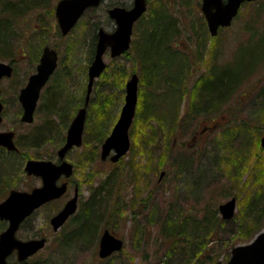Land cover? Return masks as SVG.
Segmentation results:
<instances>
[{
	"label": "rangeland",
	"instance_id": "1",
	"mask_svg": "<svg viewBox=\"0 0 264 264\" xmlns=\"http://www.w3.org/2000/svg\"><path fill=\"white\" fill-rule=\"evenodd\" d=\"M57 1L45 0L44 4L34 3L29 9L26 8V11L13 17L12 26L10 25L12 30L7 33V41L2 40L6 46L3 53L7 57L0 56V62L10 64L13 67V74L10 78L0 81V100L4 108L0 131L15 132V145L20 152L17 158H5L8 171L5 172L4 167L0 169L4 181H9L4 182L5 184L3 180L0 181V201L8 195L10 187L25 191L41 185L38 178L26 176L23 170L26 160L57 161L56 151L64 142L71 120L83 105L93 36L99 27L107 32L113 30L114 25L106 15L109 4L125 2L128 5L131 0H105L97 9L88 11L67 36H61L57 28L54 17ZM259 1L242 7L235 22L216 38L204 34L203 38L206 41L197 48L194 36L201 30L197 27L200 25L198 22L200 17L195 4H199V0H149L147 9L160 6L176 20L170 47L184 50V66L187 69L184 76L186 74L191 76L189 79L186 77L181 79L185 72V69L181 68L183 61L176 52L162 49L161 58L165 65L159 69H155V65L150 66L145 82L148 90L154 92L156 90L157 94L154 93L146 100L141 98L138 100V89L141 84L138 80L135 116L128 131L130 140L128 152L115 163L109 159L103 161L100 159L101 144L95 142L92 134L96 100L101 93L109 95L111 91L116 92L112 101V116L107 117L109 124L102 128V133L106 137L118 118L126 81L131 74L135 73L139 77L142 73L141 63L133 46L138 41L137 34L134 35L136 24L127 52L117 59L111 58L109 51L104 54L103 60L108 69L105 75H111L114 67L123 66L125 69L123 78L117 81L116 88L112 86L110 89L107 85H100L105 78L99 76L94 80L90 93L93 102H90L85 118L83 144L71 150L66 156V161L74 168L66 194L35 211L17 233V237L23 240L39 237L47 239L43 249L23 264H157L164 258L162 253L166 245L162 242L161 228L164 223L161 222L166 220V217L177 218L175 220L177 222L182 221L186 215L196 220L208 218L223 220L218 206L234 197L236 199L234 216L224 220L227 222L222 224L224 226L222 239L211 244L213 249L211 254L214 256L219 254L218 261L226 262L229 259L232 244L234 246L242 244L234 232L238 224L247 217L245 199L250 195L253 197L259 187L264 188L262 178L264 148L260 145L261 137L264 135V109L259 108L260 96H264V0H261L262 4H258ZM256 7H262L258 11V17ZM143 25V21L138 24L139 28H143ZM142 36L144 37L143 32ZM44 46L54 48L59 54L57 82L59 81L58 87L62 90L61 97H58L55 105L64 106L65 109L61 117L53 113L47 114L43 107L40 108L42 103L39 100L33 121L24 124L20 121L22 113L17 96L26 84L28 76L35 72ZM145 52V46H141V55ZM214 66L220 67L218 68L220 71L225 70L231 81L233 79L232 84L238 76L242 79L228 91L230 95L221 101L220 106L209 107L205 104V113L195 115L194 119H190L191 122L186 119L183 123L181 118L186 110L188 111L191 100L186 98L180 105L178 102L174 109L167 110L168 106L173 108L174 104L169 103L165 106L167 98L160 95V91L165 88L164 92L167 91L174 96L175 89H171L170 92L169 84H165L164 81L181 79L180 87L185 86L186 81V86L192 88L200 74L204 73V69L209 70ZM211 82L213 84L214 80ZM44 93L43 90L40 96L42 97ZM179 94L178 92L177 95ZM192 107L193 109L199 107L198 102H195V106L192 104ZM167 111L171 115L179 114V117H176L177 124H171L169 128L170 131L176 128L174 133L162 132L160 135L155 132V140L152 141L148 139V135L152 133L147 131L146 136L142 137L136 132V128L140 127L146 115L150 113L156 117L162 115L168 117ZM49 119L53 127L49 132V141L36 148L19 143L18 139L23 135L30 136L34 128L35 131L39 130ZM187 122L190 123L185 128L182 124ZM238 124L241 125L237 126ZM149 125V128L155 129L154 122H150ZM234 126L243 129L235 130L231 134L230 130ZM225 129L227 132H224ZM93 151L97 154L90 156ZM185 157L188 162L178 167L177 159L182 160ZM161 172L163 175L160 177ZM199 172L205 173L203 183L196 182ZM107 177H111L112 182L109 188H105L108 191L102 190L107 193H103L105 197L102 200L103 222L98 224L93 242H84L86 240L84 238L79 239L82 242L74 243L73 246L60 245L62 235L68 233L73 220H69L70 217L58 231L54 232L49 219L72 196L74 185L79 189L78 205L81 207L92 195V191ZM80 210L79 208L76 213ZM179 210L183 212L180 213ZM262 220L264 223V216ZM5 225L4 222V227ZM207 225L208 222L206 227ZM104 229L122 239L123 247L109 257L100 259L97 254L98 241ZM10 261H14L13 256Z\"/></svg>",
	"mask_w": 264,
	"mask_h": 264
},
{
	"label": "water",
	"instance_id": "2",
	"mask_svg": "<svg viewBox=\"0 0 264 264\" xmlns=\"http://www.w3.org/2000/svg\"><path fill=\"white\" fill-rule=\"evenodd\" d=\"M245 1L255 0H203L202 12L207 20L211 36L216 35L219 26L227 27L237 15L240 5ZM101 0H60L55 7V18L61 34L66 35L77 23L79 18L88 8L97 7ZM146 11L145 0H133L131 8L114 7L108 10L109 17L114 20L115 29L108 33L102 28L97 33V43L94 57L88 67L87 85L83 107L78 109L71 120L63 145L57 150L58 164L50 160H27L24 172L28 176L39 177L41 186L30 191L12 189L0 201V221L6 222V227L0 232V264H19L38 253L46 244V238H32L21 240L16 237L21 224L38 208L53 200L59 199L66 191V183L57 185L61 175L66 178L72 174V165L64 160L65 155L74 147L82 145V135L86 118V107L94 80L106 68L103 61L105 51L109 50L111 58L120 56L128 51L131 42L134 23ZM57 53L49 47H44L36 65V71L29 76L28 81L18 94V102L22 108L20 121L31 123L39 99L40 91L57 67ZM12 75L10 64L0 62V80ZM138 76L133 73L125 83L123 104L118 118L109 135L100 146V159L107 158L115 163L129 150V128L135 115L137 104ZM2 104L0 102V123ZM13 131L0 132V147L7 151H16ZM264 148V135L260 140ZM163 173L160 174V177ZM236 199L233 197L218 206V211L223 220L234 216ZM77 209V194H74L63 207L54 214L49 224L54 232L58 231ZM123 247L122 239L114 236L108 229H104L98 241V257L105 259ZM15 254L16 261L9 262V257ZM215 264H264V231L245 244L234 246L226 262L218 261Z\"/></svg>",
	"mask_w": 264,
	"mask_h": 264
},
{
	"label": "trees",
	"instance_id": "3",
	"mask_svg": "<svg viewBox=\"0 0 264 264\" xmlns=\"http://www.w3.org/2000/svg\"><path fill=\"white\" fill-rule=\"evenodd\" d=\"M17 1V0H16ZM14 1V0H0V56L7 57L5 53H3V50L6 46H4L5 42H2L4 39L5 41L7 38V33H9L12 30V22L13 17H17L20 13L26 11V8H30L34 3L36 4H44L45 0H26V1ZM258 1V0H257ZM256 1V2H257ZM258 4H262L261 0ZM262 7H256V16L258 17V11L261 10ZM143 21V28H139L138 24ZM175 23L177 24L176 20L173 19L172 15L168 13L164 8L162 7H153L151 9H147V12L135 23V32L134 35L137 34L138 41L137 43H134V51L138 54V60L141 63L142 73H140V76L138 79L140 80V87L138 89V100L141 98V100L148 99L151 95L154 93L157 94L156 90L154 92L148 90L146 82V77L149 75L150 72V66H154L155 69H159L161 66H163L162 61V55L163 50L176 52V55L179 56V58L183 61L181 63V68L185 69V72L181 76V79L186 77L189 79L191 74H186L187 69L184 66V57L182 54L179 53L177 49H174L173 47H170V40L173 42V35L175 30ZM11 25V26H10ZM138 26V27H137ZM192 28V27H191ZM200 29V27H198ZM142 29V30H141ZM201 30V29H200ZM142 32L144 33V37L142 36ZM197 36H194V40L196 41V47L198 48V45L200 47V44L203 43V41H206L204 37V33L201 30V32L196 33ZM142 38V41L140 42V39ZM93 46L95 45V37L93 36ZM141 46H145L146 52L141 55ZM90 53H92V48L90 47L89 50ZM121 57V56H120ZM118 57V58H120ZM91 58V56H90ZM117 59V58H115ZM179 59V60H180ZM162 61V62H160ZM14 62V61H13ZM11 62V63H13ZM165 65V64H164ZM166 68V67H165ZM218 68L220 67H213L209 70L204 69V73L200 74V76L197 79V83H195L192 88H188L186 86H179L180 80L176 81L173 80L171 82L164 81L165 84H169V91L171 92V89H175L174 96L172 93L164 92V89H161L162 96H165V106L167 104L172 103L174 104L173 108H170L168 106L167 110L174 109L176 104L179 105L185 101L186 98L188 100H191L189 105L188 111L186 110L185 115L183 118H181L183 123L184 120L194 119L195 115H200L202 113H205V104H208L209 107L212 106H220L221 101L226 99L230 94L228 91L235 86L236 82L239 79H242V77H237L235 79V83L232 84L233 79L231 81V78H229V75L225 70L220 71ZM108 69H105L104 72L101 74V78H105L104 81H101L100 85H107L108 89H110L112 86L116 88L117 81H121L123 78L124 73V67L123 66H116L112 69L111 75H105ZM59 74L58 69L56 68L53 76L48 82V85H46L44 91L45 93L39 100L41 101L40 108L45 111V113H53L54 115H58L61 117L62 111L65 109L64 106L57 107L55 105V102L58 101V97H61V88L58 87L59 81L57 82V76ZM216 76V77H215ZM111 78V79H110ZM185 79L182 81L184 82ZM212 80H214V83L212 84ZM54 84H53V83ZM148 82V81H147ZM155 82H157V79L155 77ZM211 82V83H210ZM163 83V84H164ZM157 84V83H155ZM207 84H209V88H207ZM158 85V84H157ZM156 86V85H155ZM154 89V88H153ZM173 89V90H174ZM264 89V88H263ZM120 91L121 88H120ZM182 91V92H181ZM123 92V91H122ZM178 92L180 93L179 96L177 95ZM115 91H111L110 94H103L99 97L98 100H96V106H95V115H94V122L92 126V134L93 137L96 139L95 142L102 143V139L105 137L102 133V128L105 126H108V115L109 118L112 116L111 108H112V101L114 98ZM228 93V94H227ZM164 94V95H163ZM170 96L168 97V95ZM119 95V94H118ZM259 100L260 104V110L262 108L264 109V96L261 95ZM194 98H197L194 100ZM85 99V95H84ZM83 99V104H84ZM90 102H93V99H89L87 110H89V104ZM195 102H198L199 107H192V104L195 106ZM83 106V105H82ZM81 106V107H82ZM38 107V109L40 110ZM166 109V107H165ZM177 109V107L175 108ZM168 117L166 115H162L161 117L155 116L153 114H148L145 116L144 119H142V122L140 124L139 128L137 129V133H139L142 137L146 136V133L150 132L152 135H148V139L154 141V135L155 132L162 134V132H165L167 134H172L175 132V129H172L170 131L171 124H177V118L179 117V114H170V112L167 111ZM177 117V118H176ZM169 118V119H168ZM136 121V120H135ZM150 122L155 123V129L152 130L150 127ZM190 122H187L186 124H182L183 126L189 125ZM136 123V122H135ZM51 119L43 123V127L39 130L32 132L33 134H30V136L23 135L19 141V143L26 145L28 147H39L40 144L45 143L49 141V132L52 131L53 127L51 126ZM241 124H238L239 126ZM234 126L230 131L231 134L235 132V130H242L243 128ZM135 129V126L133 128V131ZM227 129L224 130V132ZM229 130V129H228ZM148 131V132H147ZM135 132V134H136ZM227 132V131H226ZM134 134V135H135ZM145 135V136H143ZM105 139V138H104ZM147 140V139H146ZM18 148V147H17ZM95 150H97V147H95ZM142 150V149H141ZM19 149L16 152L8 153L3 148L0 147V169L2 170L3 167L5 169V172L8 171L9 167L7 166V161L5 160L6 157L8 158H17V154H19ZM94 152V151H93ZM142 152V151H141ZM97 154L90 153V156H93ZM87 160V158H85ZM6 162V163H5ZM178 167L183 166L188 162L187 158L177 159ZM180 169V168H179ZM0 170V181L3 180L4 182H9L7 180L4 181L2 171ZM204 172H199L197 174L196 182L199 181V183L202 182V178L204 177ZM263 176V175H262ZM264 180V177H262ZM112 182L111 177H107L101 182V184L96 187L92 191V195L89 197V199L82 204L81 207H79L81 210L78 213H75L69 220H73L72 226L68 233L66 232L65 235H62L61 240L59 241V244L62 246H69V244L73 246V244L78 243L79 241L82 242V240L79 239H86L84 242L88 241L90 243L93 242V238H95L96 235V228L98 224L102 223V215H101V208L103 207V198L105 197V194H107L105 191H108L110 184ZM5 184V183H4ZM8 184V183H6ZM9 189H12L11 187ZM13 189H18L17 187H14ZM105 190V191H102ZM105 193V194H103ZM256 194L252 197L251 195L245 199L246 202V215L244 220L241 221L240 224H238V227L236 229V232L234 234L237 235L238 240H241V242H248L250 241L257 233L261 231L264 227V223L262 220V217L264 216V188L259 187L256 192ZM78 208V209H79ZM77 209V210H78ZM77 212V211H76ZM182 213L183 211H180ZM31 217V216H30ZM29 217V218H30ZM27 218L24 223L29 219ZM167 219L162 221L161 223H164V225L161 228V235H162V242L166 245L162 256L164 257L160 262L157 264H215L218 261V256L211 254L213 252V249L211 247V244H214L215 242H218V240L222 239V230L223 227L222 224H226L227 221L219 219L218 221L215 219H204V220H196L194 217H189L188 215L184 216L182 218V221L177 222V218H172L170 216L166 217ZM207 220V221H206ZM206 222H208V225L206 227ZM24 223L22 224L24 226ZM21 225V227H22ZM4 222L0 221V232L4 229ZM78 239V240H76ZM242 240H248V241H242ZM234 244H232V247ZM230 248V246L228 247ZM161 258V257H160ZM25 263V262H23ZM21 263V264H23ZM42 264V263H41ZM46 264V263H43Z\"/></svg>",
	"mask_w": 264,
	"mask_h": 264
},
{
	"label": "flooded vegetation",
	"instance_id": "4",
	"mask_svg": "<svg viewBox=\"0 0 264 264\" xmlns=\"http://www.w3.org/2000/svg\"><path fill=\"white\" fill-rule=\"evenodd\" d=\"M58 1H60V0H58ZM57 1V2H58ZM146 1V6L148 7V3H149V0H145ZM105 2V0H101V2H100V4L97 6V7H93V8H88V9H86L85 10V12L82 14V16L79 18V20L82 18V17H84L85 15H86V13L88 12V11H93V10H95V9H97L99 6H101L103 3ZM221 2L222 3H226L227 2V0H221ZM252 3H254V2H252V1H245V2H243L241 5H240V7H239V9H238V14H237V16L235 17V18H233L232 19V21H231V23H230V25L229 26H227V27H222V26H219L218 28H217V33H216V35L215 36H211V34H210V32H209V29H208V23H207V20H206V18H205V16H204V14H203V12H202V5H203V0H199V4H195V7H196V10H198L199 11V17H200V20H198V22H199V24L200 25H197V27H200V29L203 31V33L204 34H208V36L210 37V38H216L219 34H221V32L223 31V30H226V29H228L234 22H235V20H236V18L238 17V15H239V12H240V10L242 9V7H245V6H248V5H250V4H252ZM57 4V3H56ZM132 5H133V0H131L130 1V3L127 5V3H125V2H118L117 4H109L108 6H110V7H108V9L106 10V15H107V17H108V19L113 23V25H114V27H113V30L112 31H114V29H115V23H114V20H112L110 17H109V15H108V10H110L111 8H114V7H121V8H126V9H129V8H131L132 7ZM55 7H56V5H55ZM54 17H55V9H54ZM78 20V21H79ZM55 21H56V23H57V20H56V18H55ZM78 21H77V23H78ZM138 21V20H137ZM77 23L75 24V26L77 25ZM74 26V27H75ZM73 27V28H74ZM192 27V23H191V26H190V28ZM57 28H58V30H59V33H60V35L61 36H63L62 34H61V31H60V28H59V26H58V23H57ZM72 28V29H73ZM101 27H99L97 30H96V33H95V45L93 46H91V48H92V53H90V55H91V61H92V59H93V57H94V53H95V47H96V43H97V38H98V36H97V33H98V30L100 29ZM72 29L66 34V35H64V36H67L71 31H72ZM103 29V28H102ZM104 30V29H103ZM105 31V30H104ZM112 31H110V32H112ZM107 32V31H106ZM109 33V32H108ZM44 47H46V46H44ZM43 47V48H44ZM47 47H49L50 49H52V50H54V51H56V53H57V56L59 55L58 54V52H57V50H55L54 48H52V47H50V46H47ZM43 48H42V50H43ZM178 51H179V53L180 54H182L183 55V51L184 50H181L179 47H177L176 48ZM42 50H41V53H42ZM107 51H109L108 49L105 51V53L107 52ZM104 53V54H105ZM185 53V52H184ZM40 56H41V54H40ZM104 56V55H103ZM40 58V57H39ZM58 58H59V56H58ZM57 66H58V59H57ZM56 68H58V67H56ZM35 71H36V69H35ZM55 72V71H54ZM54 72L52 73V75L49 77V79H48V81L46 82V84L43 86V88L41 89V92L44 90V88L46 87V85L48 84V82H49V80L51 79V77L53 76V74H54ZM87 72H88V70H87ZM34 73V72H33ZM32 73V74H33ZM32 74H30V75H32ZM29 75V76H30ZM29 76H28V78H29ZM28 78H27V81H28ZM139 80V79H138ZM27 81H26V83H27ZM26 85V84H25ZM24 85V86H25ZM86 85H87V81H86ZM23 86V87H24ZM86 91V90H85ZM40 96V95H39ZM18 97V96H17ZM89 102V101H88ZM3 104V103H2ZM81 108V107H80ZM4 109V108H3ZM86 115H87V107H86ZM23 123V122H22ZM24 124H26V123H24ZM9 131H11V130H9ZM15 133V132H14ZM15 137H16V134H15V136H14V141H15ZM64 141H65V139H64ZM64 143V142H63ZM63 145V144H62ZM61 145V146H62ZM60 146V147H61ZM59 147V148H60ZM58 148V149H59ZM73 149H75V148H72L71 150H73ZM70 150V151H71ZM6 151V150H5ZM69 151V152H70ZM7 152V151H6ZM68 152V153H69ZM8 153H10V152H8ZM56 153H57V151H56ZM67 153V154H68ZM67 154L65 155V158H64V160L66 161V156H67ZM56 157H57V155H56ZM121 159V158H120ZM27 161V160H26ZM60 162V160H59V158L57 157V161L56 162H54V163H56V164H58ZM71 164V163H70ZM72 165V164H71ZM73 170H74V168H73V165H72V174L69 176V177H65V176H63V175H61L60 176V178L57 180V185H61L62 183H66V191H65V193L59 198V199H61L65 194H66V192H67V190H68V187H69V185H70V178L72 177V175H73ZM26 176H28L27 174H26ZM29 177H34V176H29ZM35 178H38L39 180H40V182H41V184H42V181H41V179L39 178V177H35ZM37 187V186H36ZM33 188H35V187H32V189ZM31 190V189H30ZM74 194H77V209H78V200H79V189H78V187L76 186V185H74V187H73V193H72V196L69 198V199H71L72 197H73V195ZM59 199H57V200H59ZM69 199H67L66 201H65V203L69 200ZM56 201V200H55ZM64 203V204H65ZM63 204V205H64ZM63 207V206H62ZM61 207V208H62ZM60 208V209H61ZM77 211V210H76ZM76 213V212H75ZM14 257V256H13Z\"/></svg>",
	"mask_w": 264,
	"mask_h": 264
}]
</instances>
